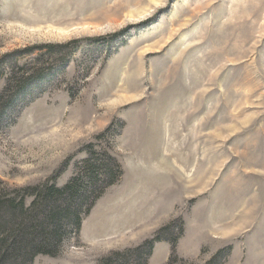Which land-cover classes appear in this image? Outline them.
Masks as SVG:
<instances>
[{"label": "rangeland", "instance_id": "rangeland-1", "mask_svg": "<svg viewBox=\"0 0 264 264\" xmlns=\"http://www.w3.org/2000/svg\"><path fill=\"white\" fill-rule=\"evenodd\" d=\"M90 147L121 176L33 264L168 224L146 264H264V0H0V188L63 186Z\"/></svg>", "mask_w": 264, "mask_h": 264}, {"label": "trees", "instance_id": "trees-1", "mask_svg": "<svg viewBox=\"0 0 264 264\" xmlns=\"http://www.w3.org/2000/svg\"><path fill=\"white\" fill-rule=\"evenodd\" d=\"M20 71L21 68H12L9 87ZM85 152L88 155L78 160L73 176L63 186L48 180L12 191L0 188V264H33L38 254H59L66 239L79 231L94 201L120 178L121 167L110 155L98 154L91 147ZM75 198L80 205L70 211V202ZM170 225L135 248L105 255L98 264H129L131 255H139L138 264H146L155 243L166 239L163 233Z\"/></svg>", "mask_w": 264, "mask_h": 264}, {"label": "bare ground", "instance_id": "bare-ground-1", "mask_svg": "<svg viewBox=\"0 0 264 264\" xmlns=\"http://www.w3.org/2000/svg\"><path fill=\"white\" fill-rule=\"evenodd\" d=\"M263 6V5H262ZM260 7V6H259Z\"/></svg>", "mask_w": 264, "mask_h": 264}]
</instances>
